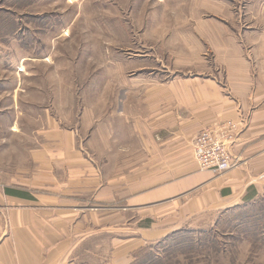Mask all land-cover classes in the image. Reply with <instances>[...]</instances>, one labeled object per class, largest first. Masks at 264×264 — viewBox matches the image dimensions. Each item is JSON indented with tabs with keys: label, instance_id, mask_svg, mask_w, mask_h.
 Segmentation results:
<instances>
[{
	"label": "crops",
	"instance_id": "1",
	"mask_svg": "<svg viewBox=\"0 0 264 264\" xmlns=\"http://www.w3.org/2000/svg\"><path fill=\"white\" fill-rule=\"evenodd\" d=\"M2 1L0 264H138L171 233L209 229L264 194V20L217 30L206 41L215 58L200 70L179 69L158 44L115 90L50 101L63 86L49 89L44 76L64 79V36L46 16L16 14L48 0ZM241 120L238 165L201 171L196 135Z\"/></svg>",
	"mask_w": 264,
	"mask_h": 264
},
{
	"label": "rangeland",
	"instance_id": "2",
	"mask_svg": "<svg viewBox=\"0 0 264 264\" xmlns=\"http://www.w3.org/2000/svg\"><path fill=\"white\" fill-rule=\"evenodd\" d=\"M16 14L25 21L43 15L57 23V31L64 37L55 44L63 54L55 61L68 68L64 79L52 78L51 72L44 78L49 89L63 86V91H49L50 101L67 102L75 98L72 89L76 98L88 97L94 89L104 93L106 83L113 84L115 90L117 83L137 73L138 55L158 44L164 52L174 49L176 55L171 56L180 57L176 61L179 69L195 71L204 64L212 65L215 51L206 41L219 33L217 30L221 34L224 30L226 35L239 34L255 20L263 21L264 0H48L35 2L27 15ZM51 63L49 71L53 69ZM72 67L76 68L74 83ZM216 233L222 250L219 255H196L191 262L180 256L171 264H233L236 259L241 260L239 264H264L263 244L236 232L230 235L216 229ZM241 243H249L250 249L240 248Z\"/></svg>",
	"mask_w": 264,
	"mask_h": 264
},
{
	"label": "trees",
	"instance_id": "3",
	"mask_svg": "<svg viewBox=\"0 0 264 264\" xmlns=\"http://www.w3.org/2000/svg\"><path fill=\"white\" fill-rule=\"evenodd\" d=\"M219 214L222 218L216 220L214 227L202 231L184 229L166 236L156 246L155 254L150 252L138 264H171L180 256L190 262L196 255L217 256L222 250L218 247L220 243L216 229L228 231L230 235L236 232L254 243L264 245V194Z\"/></svg>",
	"mask_w": 264,
	"mask_h": 264
},
{
	"label": "built area",
	"instance_id": "4",
	"mask_svg": "<svg viewBox=\"0 0 264 264\" xmlns=\"http://www.w3.org/2000/svg\"><path fill=\"white\" fill-rule=\"evenodd\" d=\"M244 124L245 120L225 122L217 127L204 128L196 135L192 158L201 171L220 174L238 165V159L232 155V147Z\"/></svg>",
	"mask_w": 264,
	"mask_h": 264
}]
</instances>
